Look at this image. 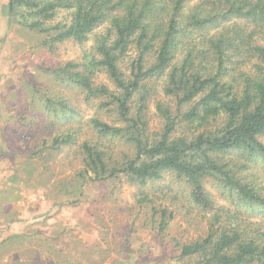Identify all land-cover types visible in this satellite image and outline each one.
Segmentation results:
<instances>
[{
  "label": "trees",
  "instance_id": "1",
  "mask_svg": "<svg viewBox=\"0 0 264 264\" xmlns=\"http://www.w3.org/2000/svg\"><path fill=\"white\" fill-rule=\"evenodd\" d=\"M188 1L8 0L9 20L41 33L49 49L65 39L82 43L105 24L93 35L94 53L84 62L48 70L84 91L85 100L97 101L110 121L92 117L91 135L80 143L71 133L54 135L40 149L75 145L79 165L66 204L80 202L91 181L138 184L136 202L150 206V233L170 251L159 256L147 253L144 243L132 244L133 223L111 245L104 238L82 244L72 228L56 221L53 229L5 235L0 254L13 250L12 264H21L20 258L31 264H104L112 253L110 264H167L168 257L181 264H264V223L243 214L255 205L264 210V186L229 157L246 154L264 167V36L253 43L259 29L225 25L239 18L263 27L264 0H199L186 10ZM61 10L66 13L57 20ZM99 71L111 86L94 83ZM152 99L156 130L148 113ZM108 138L124 147L115 150ZM164 173L184 182L189 204L206 218L203 236L164 239L173 211L155 205L144 189ZM207 180L222 188L233 209L214 201ZM20 221L0 220L1 234ZM21 237H38L36 248L21 250Z\"/></svg>",
  "mask_w": 264,
  "mask_h": 264
},
{
  "label": "rangeland",
  "instance_id": "2",
  "mask_svg": "<svg viewBox=\"0 0 264 264\" xmlns=\"http://www.w3.org/2000/svg\"><path fill=\"white\" fill-rule=\"evenodd\" d=\"M7 2L0 0V220L36 221L43 231L56 225L57 221V224L72 228L71 232L77 234L82 244L104 238L111 245L133 223L135 234L129 238L132 244L144 243L148 246L147 253L159 256L170 253L168 246L158 241L156 234L150 233V206L136 202L138 184L124 179L91 181L83 186L85 192L79 196L80 202L66 204L79 165L78 157L73 153L75 145L40 149L43 140L51 143L50 138L54 135L71 133L77 137L76 143H80L91 135L92 117L110 121L106 112L98 109L97 101L85 100L84 91L56 80L48 70L68 61L84 62L86 56L94 53L93 35L102 31L105 24L97 27L82 43L65 39L55 42L49 49L42 44L41 33L9 20ZM198 2L189 0L186 10ZM65 13L61 10L56 19H61ZM225 25L240 26L248 31L259 29L260 34L256 32L253 43L257 37L263 39L264 36V23L261 27L248 19L230 18ZM199 33L196 31L194 36ZM104 75L100 71L93 75L94 83L111 86ZM148 113L150 128L158 129L160 121L153 99ZM259 138L264 143V136ZM106 143L115 150L124 147L120 139L108 138ZM37 149L38 153L32 155ZM229 157L236 164L243 163L244 172L264 186V167L260 160L237 153ZM205 187L216 203L234 208L222 188L212 180H207ZM144 189L155 205H166L173 211L164 239L174 237L186 242L204 235L206 218L189 204L183 181L164 173L154 183L148 182ZM243 214L264 223V210L257 205L244 208ZM114 255L112 253L104 264H110ZM167 264H181V261L168 257Z\"/></svg>",
  "mask_w": 264,
  "mask_h": 264
},
{
  "label": "crops",
  "instance_id": "3",
  "mask_svg": "<svg viewBox=\"0 0 264 264\" xmlns=\"http://www.w3.org/2000/svg\"><path fill=\"white\" fill-rule=\"evenodd\" d=\"M38 226L41 227V224L40 223L38 224V222H36V221H29L28 222L25 220H21L20 222H12V223L7 225L5 231L3 232V235H0V240L5 235L7 236V234H11L13 232L22 233L24 231H26L28 233V232H31V229L33 230V229L37 228ZM50 227L54 228V226H50ZM0 234H1V232H0ZM36 238H38V237H36ZM36 238L35 237H31V238L21 237L20 240L22 241L23 245H25V246L21 247V250L29 251V249H31V248H36L33 246ZM45 239L48 240L49 238H45ZM4 241H6V240H4ZM50 243H54V242L51 240ZM5 247H6V245H5ZM14 253L15 252L13 250H10L9 252H5L3 255L0 254V264H12L11 262H12V258H13ZM20 260H21V264H31V263H29V261L24 260L23 258H20Z\"/></svg>",
  "mask_w": 264,
  "mask_h": 264
}]
</instances>
